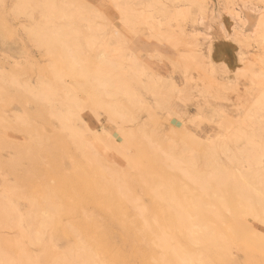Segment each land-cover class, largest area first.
<instances>
[{"label":"rangeland","instance_id":"rangeland-1","mask_svg":"<svg viewBox=\"0 0 264 264\" xmlns=\"http://www.w3.org/2000/svg\"><path fill=\"white\" fill-rule=\"evenodd\" d=\"M44 1L52 6L50 10ZM199 3L204 5L203 14L198 11ZM89 4L99 16L87 17L88 12L93 13L92 8L85 12ZM57 5H65L68 15L56 16ZM80 12L83 18H76L74 14L80 16ZM261 19L264 0H0V120L4 118L0 121V199L6 196L8 214L12 222L16 220V228L5 227L0 221V253L13 264L24 253L16 244L13 246L12 239L20 237L24 223L19 215L27 216L26 210L32 207L28 199L32 197L44 203L40 209L48 210V202L54 200L59 210H49L56 212L54 217L58 215L59 227L51 224L43 228L45 245L28 247L31 255H39L33 257L42 264H50L53 256L68 251L82 237L66 234L60 227L74 225L84 214L100 220L113 236L107 253L92 247L97 260L93 264H185L175 253L183 250L192 256L195 253L202 264H264L263 206L256 204L257 214L247 215L235 182L246 172L247 177L254 178L248 188L251 183V188L261 187L260 177L264 181L260 171L249 168L247 158L258 152V144L264 145L260 137L264 135V115L259 123L255 121L257 126L247 120L263 84L254 85L248 77L236 74L246 60L264 72V48L258 45L264 34L257 26ZM89 25L95 30L92 36ZM41 28L44 35L39 33ZM70 28L71 33L64 36L53 32H70ZM108 52L110 58H116L118 69L104 76L109 86L101 93L92 86V77L96 63ZM117 72L125 74V84H119L122 80L114 74ZM94 89L97 91L92 93ZM39 91L45 99L36 96ZM99 99L100 106L95 104ZM102 104L107 105L103 108ZM108 105L116 112L120 110L113 119L108 118ZM100 130L105 134L93 135ZM251 130L260 134L253 136ZM132 133L138 134L137 139L150 141L159 155L162 153L158 151L170 153L180 167H174L163 154V162L153 163L152 158L160 157L150 149L149 167L154 174L140 182L132 164L137 158ZM127 134L132 135L127 138ZM110 135L115 143L102 141L101 137ZM86 137L90 147L85 152L82 141ZM114 144H120L124 153H117L119 147L112 149ZM94 158L97 165L92 163ZM86 160L88 164L84 165ZM181 166L191 170L188 175L182 173L185 170ZM217 167L227 171L223 173ZM102 177L122 185L124 193L115 192L110 181L102 184ZM85 180L91 181L87 188L79 185L70 192ZM148 184L154 186H148L152 192ZM98 186L107 191L99 192ZM81 189H87L83 194L93 199L85 201L78 194ZM116 193L122 197H115ZM12 205H17L15 210ZM9 209L17 213L12 215ZM188 223L190 229L202 230L195 243L185 234ZM145 225L154 227V240H150L149 232L145 234L148 237L140 238L148 229ZM162 234L164 238L160 239Z\"/></svg>","mask_w":264,"mask_h":264},{"label":"bare ground","instance_id":"bare-ground-1","mask_svg":"<svg viewBox=\"0 0 264 264\" xmlns=\"http://www.w3.org/2000/svg\"><path fill=\"white\" fill-rule=\"evenodd\" d=\"M42 1V0H41ZM118 2V1H117ZM116 1H115V3H117ZM48 1H44V3H43V5L46 7V8H48L47 10H50L51 8H52V6H50V5H48ZM90 3V2H89ZM126 5V4H125ZM59 6V7H58ZM57 7V9L56 10H58V13H57V15L56 16H58L59 17V15L60 16H65V15H68L67 14V7H65V5H57L56 6ZM85 7V6H84ZM120 7H122V6H120ZM89 8H92V6H90V4L88 5V9H87V7H86V13H87V11H90L89 10ZM125 8V7H124ZM197 8H198V11L201 13V14H203V12H204V5H202V4H197ZM80 9H83V8H79V10ZM122 9V8H121ZM84 10V9H83ZM92 10H93V13H91V12H88L87 13V17L88 18H90L89 17V15L91 16V18H92V14H93V16H95L96 17V13H97V10H96V13L94 12V8H92ZM124 10V9H123ZM81 11V10H80ZM126 11V10H125ZM48 12V11H47ZM53 12V11H52ZM77 12V11H76ZM60 13V14H59ZM86 13H85V15H86ZM126 13H127V11H126ZM83 14V13H82ZM98 14V13H97ZM122 14V13H121ZM70 15V14H69ZM72 15H73V13H72ZM85 15H83V16H85ZM240 15V14H239ZM55 16V17H56ZM74 16L76 17V18H83V17H81V12H80V16H79V14H77V13H75L74 14ZM98 16H99V14H98ZM97 16V17H98ZM164 16V15H163ZM68 17V16H67ZM57 18V17H56ZM234 19V18H233ZM91 20H93V19H91ZM94 21V20H93ZM200 21V20H199ZM259 25V27L261 26V28H262V30H264V19H261L260 21H259V23H257V26ZM53 29V28H52ZM65 30V29H64ZM70 30V32L69 31H60V32H57V31H53L54 32V34H55V32L58 34H61V35H68L69 33H71V28L69 29ZM88 33L91 35V34H93L92 33V31H95L94 30V28L91 26V25H89L88 26ZM258 30H259V28H258ZM45 32H46V30H45ZM52 32V30H51V33H53ZM39 33L40 34H43L44 33V31H43V29L41 28L40 29V31H39ZM48 33H49V31H48ZM50 33V34H51ZM264 33V32H263ZM44 35V34H43ZM50 36V35H49ZM92 36V35H91ZM261 37H260V39L258 40V45H260L262 48H264V34H261L260 35ZM92 39H94L93 37H92ZM92 42V41H91ZM90 42V43H91ZM107 44V43H106ZM120 45V44H119ZM104 47H105V44H104ZM107 47H109V45H107ZM106 48V47H105ZM114 48V47H113ZM112 48V49H113ZM117 48V47H116ZM115 48V49H116ZM120 49H122V48H120ZM123 50V49H122ZM264 50V49H263ZM108 51H109V49H108ZM112 51V50H111ZM114 51H116L117 52V54H118V52L119 51H117V50H114ZM121 51V50H120ZM105 52V51H104ZM107 52V51H106ZM105 52V53H106ZM121 53H123L122 51H121ZM121 53H119L122 57H123V55L121 54ZM108 54H110L109 52L107 53V55ZM116 54V53H115ZM67 55V54H66ZM106 54H104V56L103 57H106L105 56ZM64 57V56H63ZM111 57V56H110ZM109 57V55L106 57V58H102V59H100L97 63H96V66H95V68H96V73H95V75L92 77V79H93V82H94V84H92V86H94V88L96 87L97 88V90H93V92L92 93H94V91H97V92H104V90L109 86L108 85V82H109V79H108V82H106L105 80L103 81V79H104V76L105 75H108V73L110 72V70L112 71V72H114V70H116V69H118V67L116 66L115 67V65H114V61H116V58H115V60H114V58H110ZM117 57H119V56H117ZM134 58V57H133ZM132 57H131V60L133 59ZM121 59V58H120ZM136 59V58H135ZM131 60H130V63H131ZM118 61V60H117ZM134 61V63H136L135 61L136 60H133ZM247 61V60H246ZM246 61H245V63H244V65H239L238 66V68H237V70H236V74L238 75V76H244V77H248L249 79H250V81H252V84H254V85H257V84H263V86H259L260 88H258V93L256 94V100H255V104H254V111L252 112V114L250 115V117L249 118H247V120L248 119H250V123H252V124H254L255 123V121H257L258 119L259 120H261L260 118L261 117H263V115H264V72L263 71H259L258 69H256L254 66H255V64H254V62L252 63V61H247L248 63H246ZM70 62V61H69ZM120 62V61H119ZM138 62V61H137ZM72 63V62H71ZM133 63V62H132ZM132 63H131V65H132ZM74 64V63H73ZM135 65V64H134ZM113 66V67H112ZM118 66H120V65H118ZM136 66V65H135ZM71 67V66H70ZM74 67V66H73ZM122 66H120V68H121ZM137 68V67H136ZM79 70V69H78ZM109 70V71H108ZM130 70V69H129ZM75 71V70H74ZM80 71H82V70H80ZM117 71V70H116ZM121 71V70H120ZM119 71V72H120ZM132 71V70H131ZM134 71V73H136L135 72V70H133ZM133 71H132V73H133ZM122 72H123V70H122ZM114 74H118V72L117 73H114ZM85 75V74H84ZM84 75H82V76H84ZM88 76H92L91 74H89ZM115 76V75H114ZM113 76V77H114ZM123 76H125V74L124 73H121V74H118L117 75V77L120 79V80H122V81H120L121 83H119L120 85H123V84H125V82H126V79L125 80H123ZM131 76V75H130ZM134 76V75H133ZM139 76V75H138ZM137 76V74L135 75V78H139ZM153 76V75H152ZM106 77H108V76H106ZM110 77V76H109ZM83 78H85V76L83 77ZM122 78V79H121ZM188 78V77H187ZM86 79V78H85ZM87 80H88V77H87ZM86 80V81H87ZM118 80V79H117ZM85 81V82H86ZM91 81V80H90ZM89 82V81H88ZM87 83V82H86ZM89 85V84H88ZM149 88V87H148ZM91 89V88H90ZM89 89V90H90ZM2 90V89H1ZM46 91V90H45ZM97 92H96V95H98V94H101V93H98L97 94ZM34 94H36V93H34ZM42 93L39 91V93H37L36 94V96H38V97H40V98H44L43 97V95H41ZM91 94V93H90ZM4 95V94H3ZM89 95V94H88ZM92 95V94H91ZM103 95V94H102ZM99 96V95H98ZM117 96V95H116ZM8 97V96H7ZM14 98V97H13ZM92 98H96V96L94 97H92ZM91 98V99H92ZM120 98V97H119ZM126 98V97H125ZM45 99V98H44ZM90 99V98H89ZM93 99V100H94ZM97 99V98H96ZM24 101V100H23ZM96 101V100H95ZM98 101V100H97ZM96 101V102H97ZM94 102V101H93ZM24 103V102H23ZM91 103V102H90ZM99 103H100V99H99V102H97V103H95V104H97V105H99ZM105 103V102H104ZM95 104H93L92 103V105H95ZM2 105H4V104H2ZM76 105H79V104H76ZM97 105H95V106H97ZM107 105V104H106ZM105 105V106H106ZM130 105V104H129ZM100 106V105H99ZM102 106H104V104H102ZM105 106L103 107V108H105ZM78 107V106H77ZM98 107V106H97ZM250 107V106H249ZM70 108H73L72 106L70 107ZM84 108V107H83ZM99 108V107H98ZM74 109V108H73ZM115 109L116 108H113L112 106H110V105H108V109L106 110V112H108V118H110V119H113V117H115L116 115H117V113H118V111H120V110H118L117 112L115 111ZM126 110V109H125ZM72 111V110H71ZM69 112V111H68ZM92 112V111H91ZM127 112V111H126ZM41 113V112H40ZM70 113H72V112H70ZM77 112H75V113H72V114H76ZM4 114V113H3ZM247 114V113H246ZM5 115V114H4ZM78 115V114H77ZM76 116V115H75ZM110 116V117H109ZM14 118V117H13ZM4 118H2L1 120H3ZM40 119V118H39ZM0 120V121H1ZM79 120V119H78ZM244 120H246V119H244ZM258 120V121H259ZM4 121V120H3ZM63 121V120H62ZM257 121V123H259ZM64 122V121H63ZM1 123V122H0ZM65 123V122H64ZM245 123V122H244ZM244 123H242L243 125H244ZM257 123H255L254 124V126L256 125L257 126ZM32 126V125H31ZM250 126V125H249ZM260 126V125H259ZM264 126V125H263ZM262 126V127H263ZM261 127V128H262ZM87 128V127H86ZM243 128H246V126L245 127H242L241 129H243ZM27 129V128H26ZM38 129V128H37ZM89 129V128H88ZM140 129V128H139ZM258 129H260V127L258 128ZM75 130H77L76 128H75ZM85 131H86V129H84ZM13 131V130H12ZM79 130H77V132H78ZM247 131V130H246ZM252 131V130H251ZM43 132V131H42ZM80 132V131H79ZM107 132V131H106ZM253 132V131H252ZM261 132H262V130H261ZM263 132H264V130H263ZM108 133H109V131H108ZM107 133V134H108ZM258 133V134H257ZM257 133H255V132H253L252 134H253V136L255 135H259L260 134V131L258 132V130H257ZM28 134V133H27ZM46 134V133H45ZM103 134H105L104 133V130L102 131V130H100L98 133L97 132H95V133H93V135H95V136H102ZM133 134V133H132ZM132 134H127V138H130L129 136L130 135H132ZM250 134V133H249ZM252 134H250V135H252ZM50 135V134H49ZM122 135V134H121ZM134 135V134H133ZM132 135V138L133 139H135L134 141H132L133 143H135L134 145L136 146H134V149L136 150V154H137V156H134V158L135 157H137L136 159H135V161H133V168H135L137 171L136 172H138L137 174H138V176H137V178L139 177V179H141V181L140 182H143V181H145L146 179H151V175H153L154 174V172H153V174H152V170H151V168L149 167V166H151L152 164H150V162H152V160L153 161H155V162H153V163H156L157 161H159L160 160V163H161V161L163 162L164 161V157L169 161V162H171L172 163V165L174 164V162H175V157H173L172 155H170V153H168V154H166L165 152L163 153V151H158V152H160V153H162L163 154V156L164 157H162L161 155H159V153H156L157 151H154L153 149H152V147L150 146V144H149V142L150 141H148L147 142V140L145 141V140H143V138L141 137V138H138L137 139V137L136 136H138V134H136V135H134L133 136ZM246 135H248V133L246 134ZM36 136H37V133H36ZM80 136H82V133H80ZM99 136V137H100ZM112 135H110V136H108V137H101V139H102V141H104L105 143H106V140L108 141V143H110V144H112V143H115L116 141H112V138H114V137H111ZM46 137V136H45ZM88 137V136H87ZM86 137V139L84 140V141H82L81 143L83 144L82 145V147H84V149H82V151H84L85 150V152H86V150H88L89 149V147H90V140L88 141V138ZM94 137V136H93ZM124 137V136H123ZM145 137V136H144ZM260 137H263V139H264V135H262V136H260ZM30 138H31V136H30ZM83 138H85L84 136H83ZM248 138H249V136H248ZM259 138V137H258ZM8 139V138H7ZM100 139V138H99ZM100 139V140H101ZM115 139V138H114ZM121 139V138H120ZM124 139V138H123ZM136 139L137 140H139V141H136ZM141 139V140H140ZM5 140V139H4ZM10 140V139H9ZM36 140V139H35ZM41 140V139H40ZM129 140V139H128ZM258 140V139H257ZM28 141V140H27ZM32 141V140H31ZM37 141V140H36ZM131 141V140H130ZM136 141V142H135ZM22 142V141H21ZM25 142V141H24ZM35 142V141H34ZM125 142V141H124ZM129 142V141H128ZM20 143V142H19ZM48 143V142H47ZM72 143H73V141H72ZM261 143H262V141H261ZM260 143V144H261ZM21 144V143H20ZM31 144V143H30ZM45 144V143H44ZM117 144V143H116ZM116 144H114V145H112V146H110L112 149H114L116 146ZM121 144V143H120ZM119 144V146H117L115 149H117L118 147H119V149H120V147H121V145ZM126 144H128L127 143V141H126V143H125V145ZM37 145V144H36ZM59 145V144H58ZM108 144H106V146H107ZM125 145H124V147H125ZM130 145H131V143H130ZM43 146V145H42ZM76 146V145H75ZM128 146V145H127ZM28 147V149H29V145L27 146ZM71 147V146H70ZM92 147V146H91ZM31 148V147H30ZM130 148H132V147H130ZM257 148H258V152H252V153H250L248 156H247V158H248V163H249V166H251V167H249V168H252L253 167V169H257V171H260V173H261V176H263L264 177V145H259L258 144V146H257ZM25 149V148H24ZM114 149V150H115ZM119 149H117L118 150V152L117 153H119V152H121L122 150L120 149V151H119ZM124 149H126V148H124ZM150 149H152V150H150ZM27 150V149H26ZM116 150V151H117ZM152 151L153 152V154H155L156 156L158 155L160 158L162 157L163 158V160H161L160 158L159 159H157V160H155V159H153L152 158V156L150 155V151ZM213 150V149H212ZM64 151H65V149H64ZM77 151V150H76ZM125 151V150H124ZM84 152V153H85ZM126 152V151H125ZM151 152V153H152ZM210 152V151H209ZM208 152V153H209ZM246 152V151H245ZM88 153V152H87ZM122 153V152H121ZM124 153V152H123ZM122 153V154H123ZM133 154H135V153H133ZM119 155H120V153H119ZM20 156V155H19ZM84 156H85V154H84ZM154 156V155H153ZM142 158L144 161H142V160H140V162H139V158ZM152 158V160H151V158ZM155 157V156H154ZM178 157V156H177ZM128 158V157H127ZM207 158V157H206ZM215 158V157H214ZM88 159H90V160H92V157H90V158H88ZM212 159V158H211ZM210 159V160H211ZM69 160H70V158H69ZM85 160V159H84ZM89 160V161H90ZM94 160H95V158L93 159V161H92V163H94L95 165H97L95 162H96V160H95V162H94ZM134 160V159H133ZM166 160V161H167ZM207 160H209V159H207ZM237 160V159H236ZM87 161V163H84V165H87L88 164V160H86ZM178 161V160H177ZM180 162V161H179ZM71 163H72V161H71ZM91 163V164H92ZM128 163H129V160H128ZM142 164V163H144V165L143 166H141V165H139V164ZM159 163V162H158ZM159 163V164H160ZM171 163H169V164H171ZM220 163V162H219ZM36 164V163H35ZM130 164V163H129ZM168 164V165H169ZM212 164V163H211ZM181 165V164H180ZM215 165V164H214ZM213 164H212V166H214ZM156 166V165H155ZM163 166V165H162ZM183 166V165H182ZM182 166H181V169L183 170V168H182ZM186 166H188V165H186ZM186 166H184V168L186 167ZM159 167V166H158ZM169 167H171L172 169H174V167H178V165L177 164H174V167L173 166H169ZM180 167V166H179ZM178 167V168H179ZM191 167V166H190ZM99 168V167H98ZM150 168V169H149ZM177 168V169H178ZM213 168H215L216 169V166L215 167H213ZM212 168V169H213ZM90 169H91V167H90ZM186 169L187 168H185L184 170L186 171ZM217 169H221V167H217ZM223 169V168H222ZM222 169L220 170V171H222ZM227 169V168H226ZM228 169H229V167H228ZM95 170V169H94ZM183 170V171H184ZM224 170V169H223ZM230 170V169H229ZM229 170H228V172H229ZM252 170V169H251ZM263 170V171H262ZM172 171V170H171ZM178 171H180V170H178ZM182 172L184 175H188L189 173H187V172H190L191 170H189V171H186V172ZM227 171V170H226ZM226 171H224V172H226ZM256 171V172H257ZM176 172H177V170H176ZM181 172V171H180ZM223 172V171H222ZM223 172V173H224ZM235 172V171H234ZM250 172V171H249ZM74 173V172H73ZM72 173V174H73ZM103 173V172H102ZM158 173V172H157ZM181 173V174H182ZM186 173V174H185ZM203 173V172H202ZM220 173V172H219ZM222 173V174H223ZM237 173V172H236ZM243 172H241V174H242ZM245 173V172H244ZM246 173H248V172H246ZM242 174V175H238V177H236V180H235V182H236V184H237V187H238V189L239 190H237L238 191V196L240 197L239 199H241V200H243V201H241L242 202V205H244L245 207H246V213H247V215H249V216H251V214L254 216L255 215V213L256 212H258V211H255L254 209H256V204H258V206L259 205H261V206H263V211H264V181H262V179H261V177L259 178V181H260V183H261V187H259V186H253L252 188H251V185H252V183H254V181L252 180V179H254V178H251L250 179V177H247L246 175L247 174ZM254 173V172H253ZM76 174V173H75ZM159 174V173H158ZM228 174V173H227ZM249 174V173H248ZM77 175H79V174H77ZM94 175V174H93ZM99 175H102V174H100V172H99ZM214 175L216 176V172L214 173ZM245 175V176H244ZM91 176V175H90ZM155 176V175H154ZM205 176V175H204ZM81 177V176H80ZM89 177V176H88ZM96 177V176H95ZM141 177V178H140ZM144 177V178H143ZM146 177V178H145ZM182 177V176H181ZM184 177V176H183ZM191 177V176H190ZM197 177V176H196ZM203 177V176H202ZM213 177V176H212ZM105 177H102V179H103V181L104 180H106V179H104ZM171 178V177H170ZM187 178V177H186ZM102 179H100V181L102 182ZM188 179H189V177H188ZM194 179H195V177H194ZM208 179V178H207ZM225 179V178H224ZM138 180V179H137ZM136 180V181H137ZM153 180V179H152ZM212 180V179H211ZM214 180V179H213ZM223 180V179H222ZM232 180V179H231ZM233 180H234V178H233ZM263 180H264V178H263ZM89 181V180H88ZM87 180H85V182H82V183H80L79 182V184H77V186H74L75 188L72 190V188H71V190H70V192L71 191H73L74 192V190L78 187V189H79V187L81 186V187H85V188H87V186H86V184L87 183H90V182H88ZM92 181H94V180H92ZM110 181V182H109ZM112 180H110V179H107L106 180V182H107V184H108V182L109 183H113V185H115V189H114V191L115 192H119V193H124V191H123V189H122V185H117V183L116 182H114L115 180H113V182H111ZM175 181V180H174ZM196 181H197V179H196ZM199 181V180H198ZM197 181V182H198ZM200 181H202V180H200ZM204 181V180H203ZM202 181V183H204ZM208 181V180H207ZM229 181V180H228ZM250 181L252 182L251 183V185L249 186L250 188H248L247 187V185L250 183ZM256 181V180H255ZM100 182V183H101ZM147 183L149 182V181H146ZM166 182V181H165ZM182 182V181H181ZM184 182V181H183ZM182 182V183H183ZM257 182V181H256ZM146 183V184H147ZM199 183V182H198ZM215 183V182H214ZM228 183H230V182H228ZM82 184V185H81ZM98 184V183H97ZM96 184V182L95 183H93V185L94 186H96L97 185ZM102 184H105V181H104V183L102 182ZM119 184V183H118ZM158 184H159V182H158ZM161 184V183H160ZM180 184V183H179ZM222 184V183H221ZM231 184V183H230ZM229 184V185H230ZM80 185V186H79ZM101 185V184H100ZM110 185V184H109ZM169 185V184H168ZM202 185H204V184H202ZM205 185H206V183H205ZM204 185V186H205ZM232 185V184H231ZM5 186V185H4ZM103 186H105V185H103ZM103 186H98V188L101 190V191H99V192H102V190H104L103 188ZM122 186V187H121ZM148 186H153L152 184L151 185H147V189L149 188L150 189V187H148ZM163 186H167V185H163ZM224 186V185H223ZM226 186V185H225ZM224 186V187H225ZM245 186H246V188H245ZM91 187V186H90ZM200 187H201V185H200ZM256 187H258V188H256ZM6 188V187H5ZM89 188V187H88ZM153 188H154V186H153ZM233 188H234V186H233ZM8 189V188H7ZM11 189V188H10ZM14 189V188H13ZM16 189V188H15ZM77 189V190H78ZM92 190H95V189H93V188H91ZM99 189H96L97 191L99 190ZM124 189H126L125 187H124ZM148 189V190H149ZM166 189V188H165ZM165 189H163V190H165ZM175 189V188H174ZM182 189H184V188H182ZM224 189V188H223ZM251 189V190H250ZM9 190V189H8ZM127 190V189H126ZM125 190V191H126ZM162 190V191H163ZM167 190V189H166ZM177 190V189H176ZM2 191V190H1ZM20 191H21V189H20ZM52 191H53V189H52ZM59 191V190H58ZM69 191V190H68ZM67 191V192H68ZM87 189L86 190H79L78 191V194L79 193H81V195H83L84 196V200L85 201H87V202H89V199H90V196H89V198H87V195H84V194H87ZM105 191H107V190H104L103 192H105ZM109 189H108V193H109ZM122 191V192H121ZM149 191H151L152 192V189L151 190H149ZM148 191V192H149ZM221 191V190H220ZM220 191H218V192H220ZM86 192V193H85ZM159 192V191H158ZM175 192V191H174ZM3 193H5V192H3ZM53 193V192H52ZM77 193V191H75V194ZM84 193V194H83ZM111 193V192H110ZM155 193H156V189H154L153 190V194L155 195ZM15 194H17V193H15ZM69 194V193H68ZM158 194V193H157ZM156 194V195H157ZM159 194H160V192H159ZM162 194H163V192H162ZM161 194V195H162ZM222 194V193H221ZM236 194V195H237ZM240 194V195H239ZM3 195V194H2ZM31 195V194H30ZM47 195V197L48 198H50L49 197V194L47 193L46 194ZM110 195V194H109ZM15 196H17V195H15ZM24 196H25V194H24ZM69 196V195H68ZM92 197L94 196V195H91ZM110 196H112V195H110ZM116 196H119L118 198H121L122 196H121V194L120 195H118V193H116V195H115V197ZM211 196V195H210ZM219 196V195H218ZM217 196V197H218ZM1 197V196H0ZM38 197V196H37ZM63 197V196H62ZM76 197V196H75ZM74 197V198H75ZM79 197V196H78ZM113 197H114V195H113ZM114 197V198H115ZM160 197V196H159ZM214 197H216V196H213V198ZM5 198H6V196H5ZM5 198H3L4 200H5ZM19 198V197H18ZM28 198H29V195H28ZM31 198V200L30 199H28L27 201L29 202V204L32 206L31 207V209H30V211H28V210H26V212L28 213L27 214V216L26 217H24L23 215H19V219H20V221L22 222V223H24V224H21V226H20V228H21V231H19L20 233H18V234H20V237H18L17 236V240H15L14 238L12 239V240H14L13 241V243H14V245L13 246H15V244H16V246L15 247H17L18 246V249L20 250V248H21V251L23 250L24 251V253L25 254H27V256L26 255H24V253H23V256H24V258H22L23 256H21L22 255V253L20 254V257L17 259V261L15 262L16 264H42V260L41 261H39V259H38V261H37V258H34V257H36V255H38L37 253H36V255H31L30 253H32V249H31V252L28 250V247H30L31 248V245H33V247H34V245H41V244H44L45 245V243H46V239L45 238H43V233H45V232H43V228L44 227H46V226H48V225H51V224H53V225H55L56 227L59 225V223H57V221H56V218H58V215H56L55 217H54V215L56 214V212H55V214H53L54 213V211H59L58 210V206L56 205L57 203H55L54 202V200H52V201H50V203L48 202V206L50 207H48L47 209L48 210H45L46 208L45 207H42L43 209H40V205H43L44 203H42V202H38L37 201V199H34V198H32V197H30ZM67 198V197H66ZM107 198H109V197H107ZM111 198V197H110ZM236 198V197H235ZM34 199V200H33ZM69 199H70V197H69ZM93 198H91L90 199V201L92 200ZM95 200L97 199L96 197L94 198ZM215 199V198H214ZM1 200V199H0ZM4 200H1L0 201V221L1 222H4L5 223V227H8V225H11L10 227L11 228H16V223H15V218H14V216L12 217V218H14L13 220H15L14 222H12V219H11V217L9 216V212H8V206L10 205V203H9V205H7V203H5L4 202ZM11 200V199H10ZM57 200V199H56ZM60 200V199H59ZM121 200V199H120ZM5 201H7V200H5ZM13 201V200H12ZM70 201H72V200H70ZM73 201H75V200H73ZM231 201V200H230ZM239 201V200H238ZM245 201V202H244ZM10 202V201H9ZM28 202H27V204H28ZM233 202V201H232ZM258 202V203H257ZM84 203V202H83ZM214 203V202H213ZM237 203V202H236ZM259 203H261V204H259ZM28 204V205H29ZM199 204H201V203H199ZM215 204V203H214ZM238 204V203H237ZM59 205V204H58ZM210 205V204H209ZM239 205V204H238ZM238 205H236V206H238ZM13 207H14V210H15V207L17 206H14V205H12ZM196 206V205H195ZM205 205H203V207H204ZM207 206V205H206ZM247 206H248V208H249V210L247 209ZM261 206H259V207H261ZM12 207V208H13ZM27 207V206H26ZM47 207V206H46ZM62 207V206H61ZM61 207H59V209H61ZM255 207V208H254ZM259 207H258V209H259ZM11 208V209H12ZM63 208V207H62ZM106 208V207H105ZM210 208V207H209ZM217 208V207H216ZM235 208V207H234ZM238 208H239V206H238ZM11 209H9L10 211H11ZM50 209H55V210H53V213H50ZM198 209V208H197ZM240 209V208H239ZM18 210V209H17ZM50 210V211H49ZM69 210H70V208H69ZM198 210H200V209H198ZM242 210V209H241ZM241 210H240V212H241ZM243 210H244V207H243ZM261 210V209H260ZM32 211V212H31ZM245 211V210H244ZM255 211V212H254ZM12 212V211H11ZM16 211H14V212H12L11 214L12 215H14V213H15ZM25 212V213H26ZM52 212V211H51ZM84 212H85V210H84ZM160 212H163L162 211V209L160 210ZM238 212V211H237ZM253 212H254V214H253ZM260 213H261V211H259ZM17 213V212H16ZM20 212H18V214H19ZM32 213V214H31ZM246 213H245V215H246ZM183 214V213H182ZM199 214V213H198ZM242 214H244V212L242 211ZM257 214V213H256ZM263 214H264V212H263ZM7 216L8 218H6L5 216ZM141 216L143 215V213L142 214H140ZM197 215V214H196ZM4 216V217H3ZM18 216V215H17ZM75 216V215H74ZM91 216V215H90ZM89 215H88V217L84 214L83 216H78L77 217V219H76V222L74 223V225L72 224H70L71 226H68V227H60V229L64 232V233H66V234H70V235H73V236H80V234L82 235V237H79L77 240H76V242H75V245L71 248V249H69L68 251H65V252H62V253H60L59 254V256H53V258L51 259V261L52 262H50V264H93V263H97V260H96V257H95V254H93V250H92V247H96L97 249H99L101 252H103V253H107V250H108V248H109V246L111 245V243H112V237L113 236H111V232H110V230L109 229H107L106 227H105V225L103 224V223H101V221L100 220H98L97 218H95V217H90ZM180 216H181V214H180ZM183 216H185V215H183ZM198 217V216H197ZM202 217V216H201ZM18 218V217H17ZM74 218V217H73ZM181 218H183V217H181ZM180 219V218H179ZM3 220V221H2ZM202 220V219H201ZM19 221V222H20ZM69 221V220H68ZM181 221V220H180ZM186 221V220H185ZM69 222H71V221H69ZM184 222V221H183ZM3 223V224H4ZM10 223V224H9ZM189 223H191V222H189ZM186 224V226H185V228H187V230H186V236H188V240H191L192 241V243L194 242H196V239L198 240V238H199V236H200V231H202L201 229H200V227H198V229H196L195 227L193 228V229H190V224ZM1 224V223H0ZM8 224V225H7ZM20 224V223H19ZM7 225V226H6ZM18 225V224H17ZM65 225H67V224H65ZM181 225V224H180ZM185 225V224H184ZM191 225H193V224H191ZM196 225V224H195ZM194 225V226H195ZM198 225V224H197ZM61 226V225H60ZM107 226V225H106ZM18 227V226H17ZM59 227V226H58ZM57 227V228H58ZM145 227H147L148 229L146 230V231H143L142 232V234H141V237L140 238H146V237H148L147 235H145V234H147V232H149V235H150V240H154V236L153 235H151V233L154 231L153 229H154V227L152 226V225H145ZM181 227V226H180ZM4 228V227H3ZM48 228V227H47ZM206 228V227H205ZM6 229V228H5ZM19 229V228H18ZM171 229V228H170ZM200 229V230H199ZM204 229V228H203ZM4 230V229H3ZM11 230V229H10ZM20 230V229H19ZM137 230H139V228L137 229ZM57 231V230H56ZM179 232V231H178ZM179 234H181V232H179ZM184 234V235H185ZM16 235V234H15ZM161 235V234H160ZM182 237H183V234L181 235ZM185 237V236H184ZM20 240H19V239ZM164 237H163V234H162V236H161V238L160 239H163ZM8 241H10V240H8ZM52 241V240H51ZM8 243V242H7ZM11 244H12V242H10ZM191 243V242H190ZM1 245V244H0ZM56 244H54L53 243V247H57L58 248V246H55ZM20 246V247H19ZM1 247V246H0ZM4 248V247H3ZM23 248V249H22ZM3 250H5V248L3 249ZM28 252H27V251ZM195 250V249H194ZM191 251H193V250H191ZM194 252H196V251H194ZM176 253V255L180 258V260L182 261V262H184L185 264H202L203 262H201L202 261V259L200 258V257H198L197 255H195V253H194V255L192 256V255H190V251H184L183 250V252H179V251H176L175 252ZM40 254V253H39ZM12 254H10V256H11ZM41 255H42V253H41ZM34 256V257H33ZM39 256V255H38ZM18 257V256H17ZM17 257H15V258H17ZM41 257V256H40ZM198 257V258H197ZM203 257V256H202ZM13 259H14V256L12 257ZM25 259V260H24ZM201 259V260H200ZM27 260H28V262H27ZM15 261V260H14ZM32 262V263H31ZM0 264H13V260H9V258H7V256L3 253V252H1L0 253Z\"/></svg>","mask_w":264,"mask_h":264}]
</instances>
